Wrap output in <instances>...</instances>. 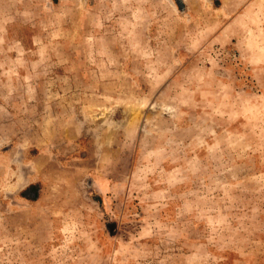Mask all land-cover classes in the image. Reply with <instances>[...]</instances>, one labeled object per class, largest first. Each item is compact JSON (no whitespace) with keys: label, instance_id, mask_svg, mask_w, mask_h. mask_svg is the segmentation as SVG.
I'll use <instances>...</instances> for the list:
<instances>
[{"label":"rangeland","instance_id":"obj_1","mask_svg":"<svg viewBox=\"0 0 264 264\" xmlns=\"http://www.w3.org/2000/svg\"><path fill=\"white\" fill-rule=\"evenodd\" d=\"M0 264H264V0H0Z\"/></svg>","mask_w":264,"mask_h":264}]
</instances>
